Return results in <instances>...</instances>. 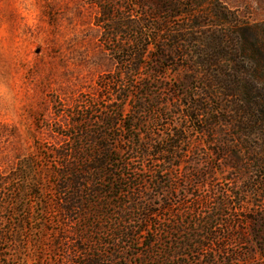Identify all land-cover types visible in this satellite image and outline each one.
<instances>
[{"label": "rangeland", "instance_id": "rangeland-1", "mask_svg": "<svg viewBox=\"0 0 264 264\" xmlns=\"http://www.w3.org/2000/svg\"><path fill=\"white\" fill-rule=\"evenodd\" d=\"M135 2L136 8L130 12L126 0H0V171L11 175L19 161L34 160L31 176L26 181L10 180L1 190L6 198L0 206L3 202L9 205L0 214L2 230L7 233L0 252L6 260L0 264L81 263L74 256L72 242L64 237L74 228L58 207L59 198L53 186L57 179L51 173L59 161L52 151L70 142L64 135L78 131L77 121H83L86 114L99 117L103 111L111 113L118 104L116 99L122 90L119 83H114L119 68L117 58L122 59L128 53L113 54V50L124 47L126 39H134L135 33L122 30L115 37L108 35L111 23L102 21L99 5L109 8L113 19L119 16L127 21L135 19V11L144 13L153 7L147 0ZM193 9L170 21L172 30L181 25L188 27L192 17L198 15L200 27L195 28L199 39L181 43L188 51L184 52V58L165 63L166 80L156 83L155 77L152 79L156 75L155 66L162 63L155 57L158 46L155 42H147L149 54L142 60L138 80L132 77L135 81L151 80L150 93L160 95L164 101L157 108H151L137 83L131 84L132 87L125 84L129 97L126 118L138 111L141 100L145 107L140 110L142 113L138 112L140 120L135 123L140 130L139 142L146 141L147 135L155 142L160 141L166 133L180 128L187 138L188 143L175 149V157L183 149L180 164L170 175L174 179L175 196L166 188L155 187V178L168 180L158 171H168L169 166L154 151L143 158L132 155L130 170L126 171L131 177L141 179L137 188L140 201L153 205L160 218L169 215L167 208L162 209L166 197L172 196L168 205L175 211L181 207L179 200H183L185 207L199 198L207 205L198 213L205 215L222 194L230 195L240 187L230 158L232 152H240L234 131L229 129L224 133L215 125L214 136L199 135L198 127L192 126L176 110V105L183 100L176 90L181 83L174 67L200 63L201 58L195 56L203 57L213 50L210 35L224 33L228 38L226 47L235 50L242 44L251 55L249 60L237 54L230 64L251 66L256 82L264 86V0H205ZM218 11L226 17L217 16ZM150 32L145 34L151 35ZM95 95L97 102H87ZM211 102L215 115L219 105L224 108V101ZM261 152L264 154V148ZM247 156L250 162L252 156L248 153ZM248 168L250 177L256 179L255 167L249 164ZM34 181H38L34 188L36 194L30 191ZM221 214L213 221L215 242H223L227 255L231 256L228 264H264V253L251 233L252 224L242 220L237 223L231 210ZM132 216L134 220L137 218L135 214ZM169 241L165 238L156 246L164 249ZM69 251L71 259L67 256ZM192 258L187 256L190 262ZM223 258L215 253L214 261L221 262Z\"/></svg>", "mask_w": 264, "mask_h": 264}, {"label": "trees", "instance_id": "trees-1", "mask_svg": "<svg viewBox=\"0 0 264 264\" xmlns=\"http://www.w3.org/2000/svg\"><path fill=\"white\" fill-rule=\"evenodd\" d=\"M126 1L128 3L125 5L133 12L137 3L135 0ZM147 1L153 7L144 13L135 11V19L131 21L119 16L113 19L111 10L99 5L102 21L111 23L108 35L115 37L122 30H132L135 37L126 39L124 47H114L113 50V54L128 53L122 59L117 58L119 68L114 83H119L122 92H119L114 110L108 114L103 111L99 117L94 113L86 114L83 121H77L80 124L78 131L64 135L70 142L52 151L59 161L51 173L57 179L53 186L59 198L58 207L74 228L64 237L72 242L74 256L80 258V264H228L231 256L227 255L222 241L215 242L213 221L223 215L221 213L224 210H231L234 214L232 218L237 223L242 220L252 224L251 233L255 243L264 253V154L261 152L264 148V86L256 82L251 66L230 64L237 54L249 60L251 55L242 44L235 50L226 47L228 38L224 33L210 35L213 50L203 57L201 54L196 55V58H201L200 63H193L190 67H174L173 71L178 74L181 83L176 86V90L183 100L182 104L176 105V110H180L192 126L198 127L201 136H214L215 125L224 133L229 129L234 131L240 152H232L230 158L233 159L240 187L230 195L222 194L221 199L207 209L205 215L198 213L207 205H203L199 198L185 207L183 200H179L181 207L175 211L168 205L172 196L166 197L162 209L167 208L169 215L160 218L153 205L140 201L137 188L140 187L141 179L126 174L130 170L132 155L138 154L143 158L154 151L162 157V163L166 162L169 166L168 171H158L166 175L168 180L155 178V187L160 190L166 188L173 196L176 194L174 179L170 175L182 158L183 149L176 157L175 149L188 143L184 130L170 131L157 142L147 135L146 141L139 142L140 130L135 127V123L140 120L138 112L145 107L141 100L138 111L126 118L129 97L125 84L132 87L131 84L137 83L144 90L142 96L149 100L147 105L151 108H157L164 101L160 100V95L150 93L151 80L144 82L146 79L140 78L135 81L132 77L138 80L142 60L149 54L150 43L147 42H155V46L158 44L155 57L162 63L155 66L156 75L152 79L155 77L156 83L166 80L165 63L184 58V52L188 51L181 43L199 39L195 28L200 27L198 15L192 17L188 27L181 25L172 30L169 28L170 21L187 15L205 0ZM221 15L226 17L218 11L217 16ZM147 31L152 34L146 35ZM104 84L102 87H105ZM96 96L87 102H97ZM212 100L225 102L224 108L219 105L216 115L215 110H212L215 107H211ZM224 133L223 136H227ZM247 153L252 156L250 162ZM124 154L128 157L124 158ZM33 163V158L19 161L11 175L0 171V202L6 198L1 193L3 186L10 180L26 181L31 176ZM249 164L255 167L258 174L256 179L249 175ZM196 178L200 182V177ZM163 183L168 185L164 186ZM36 186L38 181H34L30 189L35 194ZM8 205L1 203L0 214L7 210ZM43 205L46 203L43 202ZM248 205L251 208L247 209ZM12 207L13 203L10 210L14 213ZM133 214L137 216L135 220ZM2 222L3 217L0 216V252L2 243L7 240ZM165 238L170 239L168 246L159 249L156 244ZM215 253L224 256L221 262L214 261ZM190 255L193 257L192 262L187 259ZM67 256L71 259L70 251ZM3 260L6 258L0 254V262Z\"/></svg>", "mask_w": 264, "mask_h": 264}]
</instances>
